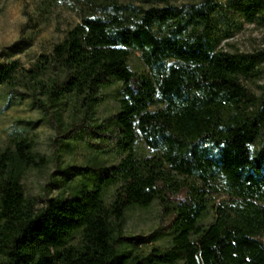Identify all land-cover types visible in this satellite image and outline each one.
Masks as SVG:
<instances>
[{
  "label": "trees",
  "instance_id": "obj_1",
  "mask_svg": "<svg viewBox=\"0 0 264 264\" xmlns=\"http://www.w3.org/2000/svg\"><path fill=\"white\" fill-rule=\"evenodd\" d=\"M60 8L78 21L29 67L0 63V88L73 135L103 127L97 102L118 80L115 128L100 134L123 156L39 206L23 179L46 156L21 134L0 146V264H264V48L228 51L215 37L264 25V0L35 4L45 21ZM133 52L148 71L130 68ZM155 200L168 245L135 250L126 213Z\"/></svg>",
  "mask_w": 264,
  "mask_h": 264
},
{
  "label": "rangeland",
  "instance_id": "obj_2",
  "mask_svg": "<svg viewBox=\"0 0 264 264\" xmlns=\"http://www.w3.org/2000/svg\"><path fill=\"white\" fill-rule=\"evenodd\" d=\"M37 0H0V63L18 59L29 67L40 53L62 39L66 30L78 21V16L66 9H59L49 21L42 19L35 11ZM61 10V11H60ZM217 46L228 51H255L264 48V25L246 23L243 29L231 38L222 39ZM133 52L129 66L137 72L148 71ZM264 75L257 82H263ZM120 82L115 80L103 88L97 102V122L102 128L77 129L63 135L43 116L42 111L28 98L10 99L4 88H0V146H6L15 134L30 137L36 148L47 158V164L40 168H30L23 184L26 193L36 197L39 206L46 199L61 194H69L83 180H94L98 175L95 161L106 165L117 163L123 154L115 148L114 139L101 135L106 128H115L111 115L117 111ZM66 121L68 111L64 112ZM59 136V139L56 137ZM69 140V145L62 142ZM140 150L147 151L138 143ZM111 188L106 194L110 195ZM221 195L218 201L224 198ZM214 211L210 209L202 222L212 221ZM169 218L162 213L157 200L146 208H131L126 213L125 229L128 236L139 237L135 250L147 252L154 246H167L169 236L162 229ZM133 247V248H134Z\"/></svg>",
  "mask_w": 264,
  "mask_h": 264
}]
</instances>
